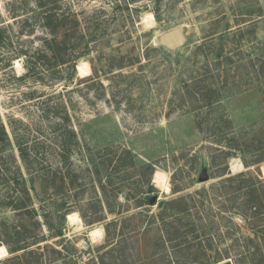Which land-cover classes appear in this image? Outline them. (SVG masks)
Here are the masks:
<instances>
[{
  "label": "rangeland",
  "instance_id": "obj_1",
  "mask_svg": "<svg viewBox=\"0 0 264 264\" xmlns=\"http://www.w3.org/2000/svg\"><path fill=\"white\" fill-rule=\"evenodd\" d=\"M46 12L52 25L64 22L69 38L68 49L55 53L67 63L50 70L45 66L53 55L39 54L50 38ZM0 28L2 120L43 129L41 109L59 105L57 118L69 115L80 143L73 147L78 182L68 214L76 219L66 217L60 238L41 227L43 241L25 253H9L0 237V253L8 254L0 264H196L197 246L183 247L188 240L182 237L169 241L168 219L158 215L167 206L156 202L180 197L191 207L186 223L213 214L206 221L211 235L201 239L212 247L207 264L213 257L221 259L215 264H264V161L252 164L264 158V0H0ZM177 29L181 40L165 42ZM84 63L87 77L78 73ZM206 94L219 102L200 108ZM82 148L102 156L96 162L105 160L111 174L125 165L110 180L102 176L124 181L113 185L119 193L106 186L110 201ZM126 155L133 159L122 161ZM235 162L241 166L233 171ZM155 172L166 176L167 191L154 182ZM241 172L252 176L242 186L256 188L255 208L244 210L235 193L241 183L227 182ZM145 198L149 204L139 202ZM116 214L118 225L109 230L118 237V258L106 255L101 263L98 254L109 249L107 224ZM0 218L17 222L9 209L0 208ZM96 229L102 233L94 237Z\"/></svg>",
  "mask_w": 264,
  "mask_h": 264
},
{
  "label": "trees",
  "instance_id": "obj_2",
  "mask_svg": "<svg viewBox=\"0 0 264 264\" xmlns=\"http://www.w3.org/2000/svg\"><path fill=\"white\" fill-rule=\"evenodd\" d=\"M51 17L50 13L46 12L43 18L45 21L44 27L49 30L50 38H44L42 50L39 54L43 56L47 53L52 54L54 62L52 65L45 66V70H50L67 63L62 58L56 60L55 53L60 54V50L63 48L68 49V29L63 30L64 22L62 20L52 25L53 21L51 22ZM3 41V29L0 28V46L4 45ZM19 53L21 52L17 51L15 52V56H9L6 60L7 63H11L12 57H16ZM11 66L12 63L7 65V67ZM72 67L74 69V63ZM30 70H33V67L29 68ZM195 90L197 92L201 91L198 87H195ZM204 91L206 92L205 87ZM209 97V95L202 97L203 105L200 108L211 107L213 104L219 102V100L214 101ZM47 103L46 107L41 109V117L43 122H47V125L43 129L38 126L41 130H37V127L32 130L29 125L23 123L21 120L6 117L7 120L4 121L0 117V162H3V164H0V182H2V187L4 188L0 190L3 191V194H1L3 196H0V208L9 209L15 213L17 220L12 225L7 224L3 218H0V237L4 239L9 253L12 254L21 251L25 253V250L29 247L42 242L43 238L37 232L43 226L53 233L52 237H62L66 225V217L74 208V204L69 202L73 198L71 192L77 189L75 184L78 182V178L75 176L76 170L73 162L75 150L73 147H79L80 143L76 131L70 124L71 118L69 115L65 114L58 119L56 113L59 112L60 106L55 104L50 106ZM193 109L196 110L198 108L193 107ZM219 135L221 136L222 134ZM219 138L223 139L222 137ZM217 141H220V139ZM4 151H6L5 156H3ZM82 153L87 163L93 167V171L90 173L91 177L97 178L101 194L107 200L109 198L110 201V191L106 186H111L112 192L116 189L117 193H119L121 192L120 186L113 188V185H117V183L123 184L124 181L123 179L116 182L106 181L102 176L104 173H107L105 177L107 180H110L118 171H123L122 169H125V165L122 162L121 164H117L112 175L110 171L107 172L105 170L107 169L104 164L105 160L100 163L96 162V158L100 159L102 156L98 158L96 157L97 154L92 155L88 148H82ZM3 157L5 159L2 161ZM127 158L130 161L133 159L130 155L121 157L122 161ZM262 161H264V158L256 159L252 164H258ZM244 165L245 167H249L251 164L244 162ZM146 167L150 169V175H152L155 169L154 164H148ZM250 179H252V176L244 172L229 176L227 179V182L231 184L236 181L241 183L239 188L235 190V193L239 192L238 198L241 201V206H244V210L255 208V203L257 204L259 200L254 185L252 187L242 186L243 181L248 182ZM82 183L81 186L85 189V184L84 182ZM148 200L149 198H145L144 201L139 202L149 204L146 203ZM186 200L185 197H180L167 202H156L158 206H167V209L163 208L162 212L158 215H160L159 217L162 222H166V219H168L165 235L169 241L174 240L176 237L188 240L185 241L188 245L183 247L190 249L195 245L198 252H200V254L195 255L194 260L191 257L192 261H195L196 264H207V261L210 259L206 256L205 251L212 247L206 244L208 240L201 241V239H206L211 235L210 233H206L208 230V223L206 221H209V218H212L213 214L210 216L209 212H205L204 216L194 215L192 221L186 223V217L191 216V207L185 205ZM150 204H155V200ZM109 212L113 213L110 210ZM118 215L116 214L117 217L111 219L107 224L106 237L108 245L104 249L107 247L109 249L101 255L98 254L101 263L104 262L103 258L106 255H110L111 260L116 261L118 258L117 248L119 243H116V238L118 237H114V231L109 230L110 227L118 225ZM183 219H185V223L181 225ZM200 225L203 227H199ZM0 241L2 240L0 239ZM6 255L8 254L0 253V258ZM199 259L202 260H200L201 263H199ZM212 259L210 264L221 261L218 257H213Z\"/></svg>",
  "mask_w": 264,
  "mask_h": 264
},
{
  "label": "bare ground",
  "instance_id": "obj_3",
  "mask_svg": "<svg viewBox=\"0 0 264 264\" xmlns=\"http://www.w3.org/2000/svg\"><path fill=\"white\" fill-rule=\"evenodd\" d=\"M146 25L147 26H151L153 25V17L152 15H148L146 17ZM78 73L80 76H88L90 73V68L87 64H82L78 67ZM239 163V162H238ZM238 163H233L231 165V169L234 171L236 168L238 169L241 165ZM154 182L161 188H163L164 190H168V185H167V180H166V176H164L162 173L159 172H155L154 174ZM165 192V191H164ZM77 215V214H76ZM68 219L70 221H73L76 219L75 214H72L68 216ZM79 220V219H78ZM72 223V222H71ZM102 230L101 229H96L94 231L91 232L92 236H98L101 235Z\"/></svg>",
  "mask_w": 264,
  "mask_h": 264
},
{
  "label": "water",
  "instance_id": "obj_4",
  "mask_svg": "<svg viewBox=\"0 0 264 264\" xmlns=\"http://www.w3.org/2000/svg\"><path fill=\"white\" fill-rule=\"evenodd\" d=\"M165 42H170V43H175L181 40L182 38V33L181 30L177 29L172 32L167 33L164 37ZM205 178L202 177L200 181H204ZM224 264H231L230 262H225Z\"/></svg>",
  "mask_w": 264,
  "mask_h": 264
}]
</instances>
